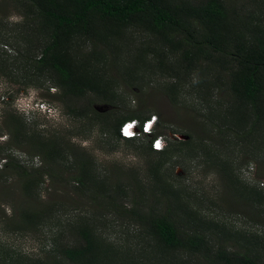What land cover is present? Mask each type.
Listing matches in <instances>:
<instances>
[{
	"label": "rangeland",
	"instance_id": "obj_1",
	"mask_svg": "<svg viewBox=\"0 0 264 264\" xmlns=\"http://www.w3.org/2000/svg\"><path fill=\"white\" fill-rule=\"evenodd\" d=\"M223 1L229 10L240 7L245 13L256 10L252 0ZM20 10L15 0H0V21L10 24L11 28L19 26L23 22ZM113 40L119 48L109 47L103 53L107 54L108 61L106 78L124 97L119 108L93 93L84 97H61L53 81L38 80L39 87L18 92L17 85L0 77V147L3 148L0 172L9 156L22 161L29 171L45 166L40 155L28 154L26 144L8 148L11 142L8 117L14 115L43 136L57 137L68 143L64 148L68 153L65 158L70 163L76 158L91 159L98 179L108 178L109 185L119 188L117 202L122 209L130 211L136 204L144 214L170 215L179 229H187L186 222L193 221L192 227L207 229L209 233L226 226L233 238L236 231L264 236V219L246 216L225 187L232 173L239 184L264 191V127L245 140L228 131L225 117L232 99L225 86L228 76L225 69L212 68L207 77L199 71H187L181 64L180 52L169 50L158 39L139 30L130 29L120 40L115 36ZM2 49L14 54L11 48L1 45L0 38ZM98 49L101 53V48ZM209 65L212 66L206 60L203 67ZM201 79L204 82H200ZM203 85L206 90L201 88ZM10 94L14 102L1 110L2 97L7 99ZM33 109L35 111H31ZM130 116L143 120L156 117L153 136H162L168 143L175 139L185 141L193 135L195 144L178 147L179 143L174 142L170 144L171 154L154 155L148 152L152 137L142 135L127 146L125 141L116 140L110 124ZM134 119L132 121L143 122ZM207 146L218 150L223 158L209 160L203 153ZM153 166H156V174L163 175L162 180L154 178ZM225 166L233 172H225ZM77 175L73 170L63 176H45V183L35 190V206L43 209L53 203L56 211L53 218L30 232L12 228L13 221L26 207V198L20 191L21 176L10 174L0 179V260L7 255L20 254L26 257L25 263L33 264L45 259L48 253L58 257L55 251L63 239L70 238L54 242L53 235L69 221L73 223L65 230H73L76 219L83 216L97 229L102 249L111 248L113 260L108 264H195L190 255L158 246L130 217L108 212L104 203L95 206L82 200L84 203L78 205L77 185L73 182ZM137 184L144 189L142 203L137 201L140 199ZM3 188H11L14 194L2 191ZM63 200L67 205L61 209L59 204ZM74 244L72 238L71 245Z\"/></svg>",
	"mask_w": 264,
	"mask_h": 264
},
{
	"label": "trees",
	"instance_id": "obj_2",
	"mask_svg": "<svg viewBox=\"0 0 264 264\" xmlns=\"http://www.w3.org/2000/svg\"><path fill=\"white\" fill-rule=\"evenodd\" d=\"M15 2L21 7L23 22L11 28L10 24L0 21L1 45L14 52L9 54L0 50V77L17 85L18 92L39 87L36 84L38 80L53 81L60 89L61 97H84L93 93L98 99L119 108L124 97L119 88L110 85L106 78L108 61L107 54L103 52L109 47L119 48L112 38L115 36L120 40L126 31L134 29L152 35L169 50L180 52L181 64L187 71H199L200 75L207 77L212 68L225 69L228 73L225 86L232 99L225 120L229 124L228 131L236 138L248 139L257 129L264 127V0H252L256 10L250 13H245L246 10L241 7L229 10L223 0ZM104 42L110 45L106 46ZM206 60L212 66L203 67ZM173 88L176 90V87ZM201 88L207 89L205 85ZM11 96L4 100L5 105L14 102ZM133 119H140L142 123L148 120L130 116L110 124L116 140L125 141L127 146L134 144L136 138H123L120 131L124 123ZM8 126L11 129L8 148H20L26 144L28 154L31 157L40 155L45 163L44 167L29 171L22 161L9 156L4 170L0 172V179L8 178L10 174L21 176L20 191L26 198V207L13 221L14 230L30 232L43 226L48 218H53L55 204L38 209L35 206V190L45 183V176H63L75 170L78 175L73 182L77 185L78 205L84 203L82 200L95 206L104 203L108 212L130 217L164 250L190 255L195 264H264V236L236 231L233 238L226 226H219L209 233L207 229L192 227L195 225L193 221L186 222L187 229H179L170 215L144 214L136 204L130 211L122 209L117 202L119 188L109 185L108 178L98 179L91 159L76 158L70 163L65 158L68 153L64 147L68 143L57 137L43 136L14 115L8 117ZM144 136L152 137V140L158 137L153 134ZM193 139L194 136L189 135L185 141H173L181 147L195 144ZM174 142H169L163 151H153L150 143L148 152L154 155L171 154L170 144ZM0 150L3 148L0 147ZM203 150L209 160L223 158L212 147L207 146ZM68 164L71 166L68 167ZM152 172L155 179L160 181L164 178L156 174V166H153ZM225 172L233 171L226 168ZM231 176L232 173L228 175L225 187L233 194L232 200L245 210L249 218L264 219V191L241 185ZM61 183H65L64 180ZM2 191L14 194L11 188H3ZM137 191L140 199L135 200L142 203L145 193L139 184ZM66 205L65 200L59 204L61 209ZM76 220L73 230H65L73 223L69 221L53 235L54 242L63 237L70 238L68 241L63 239L55 251L59 256L48 253L45 259L36 260L33 264H108L113 260L111 248L102 249L100 235L89 220L83 216ZM72 238L74 245H71ZM5 257L0 264H27L26 257L20 254Z\"/></svg>",
	"mask_w": 264,
	"mask_h": 264
},
{
	"label": "built area",
	"instance_id": "obj_3",
	"mask_svg": "<svg viewBox=\"0 0 264 264\" xmlns=\"http://www.w3.org/2000/svg\"><path fill=\"white\" fill-rule=\"evenodd\" d=\"M153 118H155V122H153ZM153 118L146 120L142 124L138 123L137 121H128V122L124 123L122 128H121V131H120L121 136L123 138H129V136H124V134H123V129L128 124H132L133 125V127L130 129V131L132 132V135H136L137 137H141L142 135H152L154 133L153 131H154L155 124H156V121H157L156 117H153ZM149 124H151V127L149 128L148 131H145V127L148 126ZM176 138L180 139V135H177ZM157 140H160L162 142V145H163V147L160 150H157L155 148V143H156ZM168 144H169L168 141H166V139H164V137L158 136V137L154 138L151 141V148L153 149V151H163L168 146ZM1 164L2 163H0V169L2 168Z\"/></svg>",
	"mask_w": 264,
	"mask_h": 264
},
{
	"label": "clouds",
	"instance_id": "obj_4",
	"mask_svg": "<svg viewBox=\"0 0 264 264\" xmlns=\"http://www.w3.org/2000/svg\"><path fill=\"white\" fill-rule=\"evenodd\" d=\"M28 91H30V89H28ZM8 99V98H7ZM6 98H5V96H3L2 97V101H1V110H2V108L4 107V105H5V101L7 100ZM5 100V101H4ZM37 105H39V104H37ZM153 122H155V118H153ZM133 127V125L132 124H128V125H126L125 127H124V129H123V134H124V136H131L132 135V132L130 131V129ZM151 127V124H149L148 126H146L145 127V131H148L149 130V128ZM134 138H138L136 135H134ZM133 138V139H134ZM163 147V145H162V142L160 141V140H157L156 141V143H155V148L157 149V150H160L161 148Z\"/></svg>",
	"mask_w": 264,
	"mask_h": 264
}]
</instances>
